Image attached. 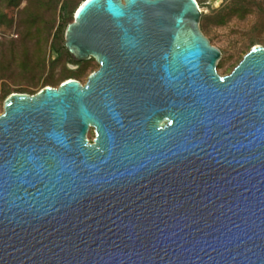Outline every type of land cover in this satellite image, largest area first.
I'll return each mask as SVG.
<instances>
[{"label":"water","instance_id":"1","mask_svg":"<svg viewBox=\"0 0 264 264\" xmlns=\"http://www.w3.org/2000/svg\"><path fill=\"white\" fill-rule=\"evenodd\" d=\"M201 18L79 5L64 44L98 68L0 113V264H264V44L220 74Z\"/></svg>","mask_w":264,"mask_h":264},{"label":"rangeland","instance_id":"2","mask_svg":"<svg viewBox=\"0 0 264 264\" xmlns=\"http://www.w3.org/2000/svg\"><path fill=\"white\" fill-rule=\"evenodd\" d=\"M63 1L22 0L20 5L10 6L0 0V11L14 20L10 28L0 26V113L12 93L35 94L45 86H58L66 80L67 68L77 69L63 48L65 31L53 37L63 18ZM83 1H67L68 9L74 8L73 18ZM197 2L202 10V31L222 52L217 66L220 74L229 73L252 46L264 44V0H219L216 7L209 0ZM34 15L37 17L32 22ZM97 68L98 63L90 60L78 80L85 83ZM94 135L90 129L89 139Z\"/></svg>","mask_w":264,"mask_h":264},{"label":"trees","instance_id":"3","mask_svg":"<svg viewBox=\"0 0 264 264\" xmlns=\"http://www.w3.org/2000/svg\"><path fill=\"white\" fill-rule=\"evenodd\" d=\"M6 1H7L8 5H10V6H18V5H20L22 0H6ZM67 1L68 0H64L62 5H61V12L63 14V18L55 30V33L53 35L54 38H58V37H60V35H63L67 25L73 20L74 8L69 10ZM24 10L26 11L27 8H23L22 11H24ZM36 17H37V15H34L33 17L31 16L30 20L33 22V21H35ZM202 18H203V16H202ZM13 22H14V20L12 17H9L6 13L0 11V26L4 25L5 27L10 28V27H12ZM63 48H64V50L68 56L69 62L78 65L76 70L67 68L69 73L63 79H69V78L78 79V77L81 75L82 71L85 69V67L89 64L90 60H92L93 58H91L89 60H84V61H77V60L73 59V57L70 55V53L65 48V46H63ZM57 53H58V51H57ZM58 55H59V53H58ZM44 85H48V84H44Z\"/></svg>","mask_w":264,"mask_h":264},{"label":"bare ground","instance_id":"4","mask_svg":"<svg viewBox=\"0 0 264 264\" xmlns=\"http://www.w3.org/2000/svg\"><path fill=\"white\" fill-rule=\"evenodd\" d=\"M218 2H219V0H215V1H214L215 4L218 3Z\"/></svg>","mask_w":264,"mask_h":264}]
</instances>
